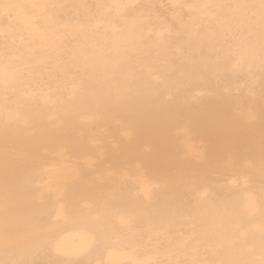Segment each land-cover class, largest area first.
<instances>
[{"label": "bare ground", "instance_id": "obj_1", "mask_svg": "<svg viewBox=\"0 0 264 264\" xmlns=\"http://www.w3.org/2000/svg\"><path fill=\"white\" fill-rule=\"evenodd\" d=\"M38 3L71 33L0 60V264H264V0Z\"/></svg>", "mask_w": 264, "mask_h": 264}, {"label": "rangeland", "instance_id": "obj_2", "mask_svg": "<svg viewBox=\"0 0 264 264\" xmlns=\"http://www.w3.org/2000/svg\"><path fill=\"white\" fill-rule=\"evenodd\" d=\"M13 1H15V0H10L9 5H7L8 7L3 11L6 16H7V14H10L11 13V19L9 20L8 24L6 25L7 27H3L2 29H0V33H1L0 35H4L5 34V37L9 40V42L12 45H10V46L8 45V47H7V46H4V45H2L0 43V60H3L4 58L5 59L6 58H10V59H13L14 58L15 60L17 59V63L14 64V65H16L17 67L19 66V69L17 68L18 69L17 72H18L19 76L17 78H15V76L17 75L16 74L13 77V80L18 81V82H21L23 80V77L22 76L24 75V76H27L25 78V83H28L29 79L32 78V75H33L34 71H36V68L33 71L30 70V67L32 66V64L29 62L31 55H28L26 53L18 54V52H16L14 50V46L16 48H21V47L18 46V43L21 40V38L17 35L18 34V31L16 32V30H18L17 28L20 27L19 26V23L20 24L29 23L32 20L26 21V19L28 17H31L32 15H37V17L40 18L41 20H43V22H44V20H48V21H46L44 23L43 26L45 28H49V26H50L52 28L51 31H54V32H56V31H63V32H65L64 35H69L71 33V31L68 32L66 29H64V26L65 25H63V26H57V23L55 22V18L49 13V8L50 7L44 8V9H42V11H40L41 10L40 8H42V4H39L38 3V0H24V1L17 0V5H15V3H13ZM48 4H50V3H48ZM24 5L25 6L26 5H29V6L30 5L31 6H34L35 5V6H37L35 8L36 9H40V10H38L37 13L34 11L32 13V15L27 16L26 15V11L25 10H22V7ZM106 9L107 8H105V10ZM19 12H20V14H19ZM16 17H17V19H16ZM108 28H110V27H108ZM43 30H45V29H43ZM43 30L42 29H39L37 31V33L42 32ZM19 35L21 36V34H19ZM36 38L39 39L40 41L41 40H46V39L48 41H51L52 39H54V40L55 39H58L59 36H55V35H52V34H50V35H47L46 34L45 35V33H44V34L37 35ZM37 42L38 41H36V43ZM37 46H38V48H41V47L47 48L45 45L36 44L35 47H34V49H38ZM28 47H31V46L28 45ZM50 47L51 46H49V48ZM114 48H115V50H117V47H114ZM91 55L93 56V54H91ZM39 58L42 59L43 62H46L47 61L48 64L41 66V68L38 71V73L36 74V76L39 77V78H43L45 80H52L53 70L49 66L51 64H53V62H54V59H53L54 56L53 57H51V56L40 57L39 56ZM101 60H102V58H99L98 63ZM51 86L57 87V83L56 84H51ZM18 90H19V93L20 94H25L26 95V93H24L20 89H18ZM14 93H15V91H14ZM42 153L45 154V155H47V156L50 155V157H54L56 155V153L47 152V150H43ZM44 165H46V166H48V165L52 166L54 164H44ZM88 168H91V164H88ZM105 171H107V172H104V173H107V174H109V173L112 172V171H109V170H105ZM136 179H137L136 177H133L132 180H131L132 181L131 183L135 184V182H133V180H136ZM139 180L140 179H138L136 181H139ZM229 184H230V186L232 188H235V186H236V187H238V188L241 189L240 195H239L240 196L239 201L241 202V204H244L245 203L244 204L245 206L251 207V205L253 203L252 200H251V198L245 192L242 191V188H244V186H247V184L245 183V181L244 182H241L240 184H238V182L235 183L233 181H230ZM206 194L207 193L205 192V190L202 189V190H199L197 193H194L193 195L197 198V201H200L204 197H206ZM200 208H201V206H199V204H198L196 206V209H197V212L199 213V216H201V214H202V212L200 213V211H199ZM253 227H255V226L253 225Z\"/></svg>", "mask_w": 264, "mask_h": 264}, {"label": "flooded vegetation", "instance_id": "obj_3", "mask_svg": "<svg viewBox=\"0 0 264 264\" xmlns=\"http://www.w3.org/2000/svg\"><path fill=\"white\" fill-rule=\"evenodd\" d=\"M112 11V10H111ZM115 33H117V32H115ZM118 49V48H117ZM112 50H115V48L113 47V49ZM125 176L124 177H122V179H123V181H128V180H130L131 179V177H133V176H130V175H128V174H124ZM52 180H56L57 178H60L59 176H56V175H51V176H49ZM99 177H102V178H106V179H119V176L118 175H116L115 173H113V174H108V175H99L98 176V178Z\"/></svg>", "mask_w": 264, "mask_h": 264}]
</instances>
